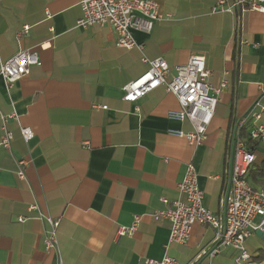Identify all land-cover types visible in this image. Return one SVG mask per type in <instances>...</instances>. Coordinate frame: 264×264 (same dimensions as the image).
Instances as JSON below:
<instances>
[{"label":"crops","instance_id":"obj_1","mask_svg":"<svg viewBox=\"0 0 264 264\" xmlns=\"http://www.w3.org/2000/svg\"><path fill=\"white\" fill-rule=\"evenodd\" d=\"M153 1L170 19L149 33L131 31L141 49H123L109 26L76 28L78 0H0V64L21 50L39 60L11 89L0 79V142L1 116L13 136L9 150L0 147V264H143L165 255L177 264H234L231 248L209 255L215 230L205 225L194 224L186 245L166 251L170 225L151 215L169 207L161 199H179L188 163L205 208L219 212L231 122L264 108V14L213 12L218 0ZM22 26L28 32L17 35ZM191 56L204 58L212 88L226 82L199 146L176 135L192 126L169 117L179 105L163 87L135 103L122 100V88L148 70L143 57L163 59L169 79ZM21 128L33 132L27 144ZM254 149L253 170L264 145ZM20 159L28 160L24 180L16 177ZM40 213L60 221L58 253L44 250ZM134 217V235L115 240ZM253 240L250 260L264 264L256 259L264 246Z\"/></svg>","mask_w":264,"mask_h":264},{"label":"built area","instance_id":"obj_2","mask_svg":"<svg viewBox=\"0 0 264 264\" xmlns=\"http://www.w3.org/2000/svg\"><path fill=\"white\" fill-rule=\"evenodd\" d=\"M82 16L76 21V28L109 26L116 36L115 45L118 48L141 49L135 43L131 31L149 33L157 22L170 19L163 15L153 0H78ZM213 12L241 14L256 12L264 14V0H233L230 5L226 0H218ZM48 16V15H47ZM28 26H22L17 33L26 34ZM44 46L40 45L39 48ZM142 63L148 65V70L138 79L122 88V100L135 103L159 87L173 95L179 105L177 112L169 117L177 121L188 120L192 130L188 133H176L190 145L199 146L206 140V130L212 120L217 97L226 86L223 81L218 88H212L208 83L210 71L205 66L201 56H191L185 64L174 68L171 78L167 63L157 58L149 60L142 58ZM39 65L36 51L21 50L0 64V79L7 89L29 74L32 66ZM93 109L106 110V107L93 105ZM13 117V116H11ZM6 118L1 116L3 136L0 147L9 150L12 133L5 128ZM14 118V117H13ZM264 108L258 110L251 107L244 117H234L229 127L224 154V171L219 198V212L215 215L205 208L203 193L197 184V173L192 163L186 165L184 176L177 184L179 199L169 203L161 199L167 209L154 212L151 217L154 222L167 221L170 225L169 236L165 250L171 245H186L190 240L191 227L194 224L205 225L215 230V239L208 250L211 257L224 248L236 252L234 264H244L250 260L245 250V241L256 231H263L264 225V188H255L250 184L249 174L256 162L254 147L264 145ZM24 143L33 139L29 128L20 130ZM28 160L17 161L16 177L24 180V169ZM35 210V206L30 207ZM259 222L254 224V219ZM39 218L47 225L44 230L43 247L47 253H58L57 230L60 221L44 216ZM19 217L18 222H23ZM140 223L139 217H134L129 227H117L115 240L122 237H132ZM143 264H177L172 257L165 255L160 260L145 259Z\"/></svg>","mask_w":264,"mask_h":264},{"label":"trees","instance_id":"obj_3","mask_svg":"<svg viewBox=\"0 0 264 264\" xmlns=\"http://www.w3.org/2000/svg\"><path fill=\"white\" fill-rule=\"evenodd\" d=\"M256 152V149H254ZM255 165V164H254ZM250 181L255 185H260L264 188V159L256 166V168L249 174ZM257 260H264V252H260Z\"/></svg>","mask_w":264,"mask_h":264},{"label":"rangeland","instance_id":"obj_4","mask_svg":"<svg viewBox=\"0 0 264 264\" xmlns=\"http://www.w3.org/2000/svg\"><path fill=\"white\" fill-rule=\"evenodd\" d=\"M257 220L258 219H256L255 222ZM253 239H256L259 243H261L264 246V241L261 240L259 237L251 238L250 240L247 239L248 241L247 240H246L247 242L245 241V245L244 246H245V250L247 251V253L249 254L250 257H252V256L255 257L257 255V252H258L256 247L253 245V242H254ZM244 264H252V260H248Z\"/></svg>","mask_w":264,"mask_h":264},{"label":"water","instance_id":"obj_5","mask_svg":"<svg viewBox=\"0 0 264 264\" xmlns=\"http://www.w3.org/2000/svg\"><path fill=\"white\" fill-rule=\"evenodd\" d=\"M255 235L264 241V225H263V231H256Z\"/></svg>","mask_w":264,"mask_h":264}]
</instances>
